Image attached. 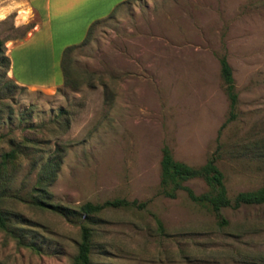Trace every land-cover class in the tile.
Returning a JSON list of instances; mask_svg holds the SVG:
<instances>
[{"label": "rangeland", "instance_id": "374dc122", "mask_svg": "<svg viewBox=\"0 0 264 264\" xmlns=\"http://www.w3.org/2000/svg\"><path fill=\"white\" fill-rule=\"evenodd\" d=\"M0 17V161L16 151L0 173V264H75L81 224L91 229L88 264H264V204L222 207L219 224L184 190L170 198L159 183L166 146L193 167L213 156L229 199L264 184V0L123 3L53 57L52 87L8 73V50L38 22L35 10L0 0ZM71 44L65 84L60 57ZM26 46L9 54L14 77L37 73ZM182 185L207 190L199 177ZM114 198L135 204L85 221L35 203L77 209Z\"/></svg>", "mask_w": 264, "mask_h": 264}, {"label": "trees", "instance_id": "16d2710c", "mask_svg": "<svg viewBox=\"0 0 264 264\" xmlns=\"http://www.w3.org/2000/svg\"><path fill=\"white\" fill-rule=\"evenodd\" d=\"M132 0H122L117 3L113 9L105 16L110 17L114 11L123 3L130 2ZM92 21L83 39L80 42H84L90 34L93 26L102 20L103 18ZM78 44V43H77ZM77 44H71L63 48L60 57V70L62 74V83H67L65 63L70 51L76 47ZM2 42L0 40V54L2 53ZM219 62V73L224 85V91L229 100V108L232 110L236 103V93L234 91L233 78L231 69L224 56H220ZM9 62H7L8 66ZM16 151L10 149L4 152L1 156L0 161V173L12 164L15 158ZM160 172H159V183L162 187V193L170 198L174 197V192L177 189H182L186 192L187 197L197 203L198 205L209 210L215 217L217 223L224 224L226 220L223 219L220 209L225 206H231L237 208L240 205L249 204H264V184L253 190H245L237 192L232 199H229L226 195L225 186L223 184V175L215 164V158L213 156L206 159V161L198 166H189L181 161L174 160L170 154L169 149L166 146L161 148V157L159 161ZM193 177L201 178L207 186V190L200 194H194L192 190L184 185L182 182ZM36 205L41 207H49L53 211L59 213L62 216L67 217L69 213H78L85 221L98 212L100 209L106 206L119 207L128 206L135 204V201H127L123 198H114L106 200L102 203H91L84 202L77 207V209H69L61 205H51L44 203L42 200L35 201ZM140 206L142 203L139 204ZM0 228L7 229V217L5 212L0 210ZM91 246V229L85 225H80V241L77 245V251L74 256L75 264H88L89 257L88 253Z\"/></svg>", "mask_w": 264, "mask_h": 264}, {"label": "crops", "instance_id": "0c3cea01", "mask_svg": "<svg viewBox=\"0 0 264 264\" xmlns=\"http://www.w3.org/2000/svg\"><path fill=\"white\" fill-rule=\"evenodd\" d=\"M24 1L31 10H35L39 19L33 28L27 31L26 36L13 43L8 50V73L19 85L52 87L59 85L56 80L58 76L54 73L52 65L53 57L60 53L65 44L84 37L92 21L105 17L122 0ZM27 9H22V11ZM24 45L30 49L31 62L36 59L33 65L38 74L36 73L32 78L21 77L18 74L14 77L13 63L9 58V54L14 49Z\"/></svg>", "mask_w": 264, "mask_h": 264}, {"label": "clouds", "instance_id": "9594fccd", "mask_svg": "<svg viewBox=\"0 0 264 264\" xmlns=\"http://www.w3.org/2000/svg\"><path fill=\"white\" fill-rule=\"evenodd\" d=\"M0 18H2V17H0Z\"/></svg>", "mask_w": 264, "mask_h": 264}]
</instances>
